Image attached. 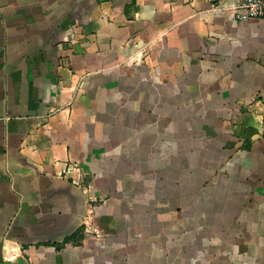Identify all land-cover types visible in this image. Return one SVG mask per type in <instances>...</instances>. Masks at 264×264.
Wrapping results in <instances>:
<instances>
[{
  "label": "crops",
  "instance_id": "1",
  "mask_svg": "<svg viewBox=\"0 0 264 264\" xmlns=\"http://www.w3.org/2000/svg\"><path fill=\"white\" fill-rule=\"evenodd\" d=\"M233 6L0 0V264H264V19Z\"/></svg>",
  "mask_w": 264,
  "mask_h": 264
},
{
  "label": "built area",
  "instance_id": "2",
  "mask_svg": "<svg viewBox=\"0 0 264 264\" xmlns=\"http://www.w3.org/2000/svg\"><path fill=\"white\" fill-rule=\"evenodd\" d=\"M233 1V11L236 19L241 21L250 19H264V0Z\"/></svg>",
  "mask_w": 264,
  "mask_h": 264
},
{
  "label": "trees",
  "instance_id": "3",
  "mask_svg": "<svg viewBox=\"0 0 264 264\" xmlns=\"http://www.w3.org/2000/svg\"><path fill=\"white\" fill-rule=\"evenodd\" d=\"M75 234H76V233H75ZM75 234H72V235H70L69 237L65 238L64 242H67V241H69V240H72Z\"/></svg>",
  "mask_w": 264,
  "mask_h": 264
}]
</instances>
